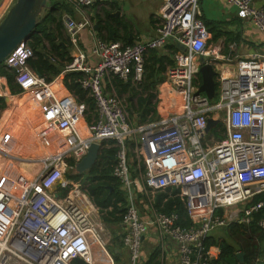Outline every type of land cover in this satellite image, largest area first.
<instances>
[{
  "label": "built area",
  "instance_id": "1",
  "mask_svg": "<svg viewBox=\"0 0 264 264\" xmlns=\"http://www.w3.org/2000/svg\"><path fill=\"white\" fill-rule=\"evenodd\" d=\"M66 1L80 20L63 17L73 47L64 72L82 74L77 82L93 99L95 116L86 120L85 104L62 87L60 76L48 82L29 67L34 54L28 41L4 60L21 93L29 96L42 123L60 141L33 177L13 174L7 185L0 184V264H93L94 244L101 258L107 256L99 213L72 175L91 143L102 147L108 141L116 148L112 176L127 200L121 219L127 264H143L142 241L151 225L177 244L180 264H207L217 252L204 249L211 230L248 223L254 212L264 210V56L252 53L233 60L231 54L222 55L219 46L210 43L199 0H162L154 36L129 45L103 41L93 31L84 9L94 0ZM226 2L264 39V6L255 7L254 0ZM4 3L0 0V21L11 5L10 0ZM84 28L92 35L93 64L77 47V35ZM167 45H175L177 52L157 88L162 116L134 125L125 100L106 86L112 77L140 83L146 52ZM202 62L215 71L213 100L198 91ZM5 97L8 93L0 88V98ZM208 119L216 121L214 133L206 131ZM130 153L142 163L141 175L133 176ZM16 160L10 155V162ZM141 186L153 193L176 189L190 225L181 226L175 213L154 212L150 221L142 219L135 204ZM255 196L261 198L253 203ZM258 226L264 228V213Z\"/></svg>",
  "mask_w": 264,
  "mask_h": 264
},
{
  "label": "trees",
  "instance_id": "2",
  "mask_svg": "<svg viewBox=\"0 0 264 264\" xmlns=\"http://www.w3.org/2000/svg\"><path fill=\"white\" fill-rule=\"evenodd\" d=\"M63 13L72 15L73 9L64 0H49V9L43 14L42 19L32 31L28 43L33 50V58L28 61L29 67L38 75L51 82L60 76L65 89L75 95L78 101L86 106V120L95 116V105L91 97L81 89L77 80L82 77L79 72L65 71L66 66L71 62L70 42L64 29ZM96 18V16H94ZM209 33L210 43L215 44L224 39V45L236 43L239 36L228 30L227 25L221 22H203ZM99 26V23H98ZM102 27L99 26L97 35L103 41H110L108 37L101 34ZM235 36V37H234ZM113 41H118L114 38ZM129 45L132 42H121ZM177 52L175 45H167L164 50H148L144 58L143 76L138 84H132L129 80L123 81L112 77L107 89L113 88L114 92L123 99L127 105V111L132 124L139 125L155 121L162 116L161 107L158 106V86L164 81V73L167 67L174 65V54ZM0 76L6 79L11 95L21 94V90L14 82V72L5 69L0 65ZM215 91L217 85L215 83ZM5 108L3 98H0V112ZM114 142L108 141L102 144L99 156L95 164L87 171L84 187L87 195L96 207L103 224L121 225L122 214L127 205V200L119 184L112 176L114 166L113 157L116 148ZM133 143H129L133 149ZM141 170H134L133 176H137ZM135 173V175H134ZM74 179L78 175H72ZM255 196L253 203L260 200ZM152 208L157 214L175 213L178 216V223L188 227L190 221L184 208L182 200L177 196V190L166 188L154 192ZM264 210L254 212L248 223L233 222L220 232L210 233L204 241V249L216 250L218 254L207 261V264H264V228L258 226ZM224 234V236H222ZM243 254L240 261L237 253ZM158 252H154L145 264H158L155 259ZM153 262V263H152ZM73 264H83L74 260Z\"/></svg>",
  "mask_w": 264,
  "mask_h": 264
},
{
  "label": "crops",
  "instance_id": "3",
  "mask_svg": "<svg viewBox=\"0 0 264 264\" xmlns=\"http://www.w3.org/2000/svg\"><path fill=\"white\" fill-rule=\"evenodd\" d=\"M5 1L7 0H3V2ZM12 1L10 0L11 5L15 0ZM134 1L136 6L138 7L142 8L143 6H146V12L143 16L140 15V8H135L133 10L134 15L132 16L125 14L124 7L122 5H119L118 3H115L117 2L116 0H112V2L115 3L113 4V6L111 5L109 0H94L93 5L84 9V11L89 16L92 22L93 31H95V33H97L100 26L102 27L101 34L104 37H108L109 40L117 38L118 42H144L145 40L153 37L155 34V25L158 22V12L162 4V0ZM65 2L72 7V4L70 2ZM199 4L203 22H221L227 25L228 30L236 33L239 36L236 43H232L230 45H224V39H220L215 44L212 43L213 47L217 48V46H219V52L222 55L231 54L233 60L246 59L252 53H257L264 56V39L260 31L255 28L250 23V21L239 18L237 16V10L233 6L229 5L226 0H199ZM253 5L255 7L264 6V0H254ZM1 11L2 8L0 9V15L2 13ZM66 15L74 21L80 20L79 14L74 9L72 15L63 13V17ZM94 16H96V18ZM88 30L90 31L89 28H84L78 33L76 43L77 47L86 54L88 63L93 64L94 59L90 54V48L92 46V35ZM67 40L69 41L68 38ZM231 45H234L233 50L230 49ZM69 51L71 55L73 51L71 43ZM0 79V88H3V90L8 93V97H5V99L7 98V101L4 100L6 108V104L10 100L11 94L6 83V79L3 76H0ZM60 84L64 88L61 78ZM26 96L28 98V102H30L29 96ZM10 101L14 104V108H21L23 106L13 97ZM5 108L3 109L4 111L2 110L4 113L1 116V121L3 122L2 125L8 124L9 126L10 121H8V119L10 117V110H8L9 107L6 110ZM1 130L3 131L0 135V146L4 148L5 153L0 154V184L7 185L8 183L6 180L12 179L11 177H14L13 173L17 172L24 176L27 175V167H24V169H22L19 165L17 166V163L15 162L32 163V161L28 160H41L38 158L39 156H41L38 155L40 152L36 151V149L41 148V144L39 143V145L36 146L37 143H33L32 141H30V143H28L27 141L24 144V139L19 138V136H17L15 143L11 142L10 135H19V133L12 132L11 130H9V132H5L4 127L2 129L0 128V131ZM17 139H19L18 142ZM6 147L8 149H6ZM10 155L19 158L20 160L12 161L14 163L10 164ZM139 168L136 170H141ZM35 172L37 171L35 170ZM132 172L134 171L132 170ZM141 174L142 172H138L136 175ZM118 189L122 191L120 187ZM153 195V192H150L149 190H146L143 186H141L135 196V204L139 209L140 217L146 221H150V219L155 215V211L150 208V202L152 201ZM99 223L101 225L102 233L103 235H105L104 241L106 242V250L108 254L106 257L103 256L104 258H101L102 255L99 253L98 247L94 244L92 247L93 264H127L128 254L126 249L122 245V237L124 234V229L122 228V226L119 225V227H117L116 224H103L100 217ZM155 251L158 252V256L153 262L157 261L158 264H180L177 244L170 238L160 235L156 225H151L149 227L148 233L144 236L142 241V263L145 264L148 261L149 257ZM215 251L216 250H214V252ZM217 253L218 251L215 252L216 255Z\"/></svg>",
  "mask_w": 264,
  "mask_h": 264
},
{
  "label": "water",
  "instance_id": "4",
  "mask_svg": "<svg viewBox=\"0 0 264 264\" xmlns=\"http://www.w3.org/2000/svg\"><path fill=\"white\" fill-rule=\"evenodd\" d=\"M49 9V0H15L0 21V65L6 57L21 42L28 41L32 31L42 19L44 12ZM201 85L199 92L209 100L215 98V71L210 63L202 62L199 69ZM7 101V98L5 99ZM216 121L207 120L206 131ZM101 145L91 143L84 157L75 164V172L84 175L97 161ZM236 257L242 261L243 254L237 253Z\"/></svg>",
  "mask_w": 264,
  "mask_h": 264
},
{
  "label": "rangeland",
  "instance_id": "5",
  "mask_svg": "<svg viewBox=\"0 0 264 264\" xmlns=\"http://www.w3.org/2000/svg\"><path fill=\"white\" fill-rule=\"evenodd\" d=\"M66 1V0H65ZM111 5L113 6V4L118 3L119 5H122L125 9V14L132 16L134 15L133 10L135 8H140L141 9V16L144 15V13L146 12V6L138 7L135 4V1H131V0H116L117 2H112V0H109ZM5 2H8L5 1ZM5 4V3H4ZM13 4V3H12ZM3 7V6H2ZM10 5L8 6L7 9H9ZM8 11V10H6ZM45 13V12H44ZM3 17V16H2ZM1 17V18H2ZM27 94H19V95H10V100L11 98H15L17 101H19L23 106L21 108H14V104L9 100L8 103L6 104V108L5 110L8 108V110H10V117L8 119V121H10V124L8 126L7 125H2V121H1V116L4 113L3 111L0 112V128L2 129L4 127L5 132H9V130H11L12 132H18L19 135H10V140L11 142H16V138L17 136H19V138H23L24 139V144L28 141V143H30V141H32L33 143H37L36 146L39 145V143L41 144V148L36 149L37 152H40L38 155V158L41 159L40 161L37 160H31L32 163H23V162H15L17 163V166L19 165L22 169H24V167H27L28 170H26V173L28 175H26V178L30 179L32 175H34L36 172L35 170H39L41 168V163L42 160L45 156L49 155L53 150H56L57 147L59 146V137L58 135L54 132V130H52L51 128H48V126H46L45 124L42 123L41 118L39 116L38 111L36 110V108L30 103L28 102V98L26 96ZM124 98V97H122ZM34 103V102H33ZM9 105V106H8ZM6 116V114H5ZM135 125V124H134ZM215 128H210V133H214ZM2 131H0V135L2 134ZM28 139V140H27ZM8 141V140H5ZM19 141V139H17V142ZM43 148V149H42ZM6 149H8L6 147ZM130 164H131V168L132 170H136L138 169H142V164L141 162L137 161V159L135 158V155H133L132 153H130ZM14 162H10V164H13ZM29 165V166H28ZM17 176H19V173H13ZM78 174H74V176H76ZM86 176H87V172L85 173V175H78V178L76 180H79L81 182V184H85L86 181ZM33 177V176H32ZM225 228H215L213 230H211L212 233H216V232H222ZM210 232V233H211ZM220 232V234H221ZM224 236V234L222 235ZM104 240H105V235L101 236Z\"/></svg>",
  "mask_w": 264,
  "mask_h": 264
},
{
  "label": "bare ground",
  "instance_id": "6",
  "mask_svg": "<svg viewBox=\"0 0 264 264\" xmlns=\"http://www.w3.org/2000/svg\"><path fill=\"white\" fill-rule=\"evenodd\" d=\"M49 128V127H48Z\"/></svg>",
  "mask_w": 264,
  "mask_h": 264
}]
</instances>
